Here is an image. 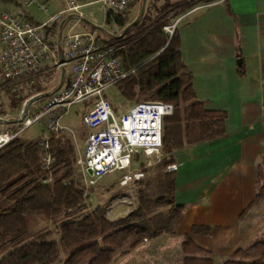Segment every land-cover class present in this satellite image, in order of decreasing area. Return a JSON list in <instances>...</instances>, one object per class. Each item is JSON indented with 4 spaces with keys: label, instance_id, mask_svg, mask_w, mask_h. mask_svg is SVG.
<instances>
[{
    "label": "trees",
    "instance_id": "1",
    "mask_svg": "<svg viewBox=\"0 0 264 264\" xmlns=\"http://www.w3.org/2000/svg\"><path fill=\"white\" fill-rule=\"evenodd\" d=\"M192 4L186 0L168 3L164 7L167 11L163 10L154 21L156 6H145L143 14L131 22L126 10H109L107 23L130 26L119 37H102L94 25L90 28L103 43L123 41L117 55L125 69L134 71L114 88L126 101L160 100L174 105L173 114L164 119V158L160 166L165 169V194L154 197L147 184L144 187L140 181L135 211L113 219L107 216L105 207L89 210L86 188L76 176L73 138L62 133L52 136L46 146L41 142L46 135L28 139L23 132L0 148V264H53L62 253L63 264H112L118 249L127 246L124 254L145 238L158 236L163 220L170 219L175 224L182 221L185 207L176 203V170H168L176 163L174 153L185 144L224 135L228 116L227 111L210 109L206 100L198 98L193 75L182 56L178 26L172 36L164 29L169 18L185 12ZM51 29L47 27L48 32ZM110 99L115 106L116 101ZM19 104L11 99L9 109L15 111ZM6 107L0 109L2 118L8 117ZM0 123L6 127L15 125L14 129L21 127L14 119H2ZM48 156L52 158L49 163ZM263 175L262 183L260 178L257 180L254 200L243 214L264 195ZM164 205L168 207L165 214L155 211ZM207 229L193 226L192 231L202 233ZM182 251L183 264L215 262L211 252L191 238L184 240ZM222 264H264V231Z\"/></svg>",
    "mask_w": 264,
    "mask_h": 264
},
{
    "label": "crops",
    "instance_id": "2",
    "mask_svg": "<svg viewBox=\"0 0 264 264\" xmlns=\"http://www.w3.org/2000/svg\"><path fill=\"white\" fill-rule=\"evenodd\" d=\"M193 3L175 16L182 56L198 98L206 100L210 109L227 111L228 116L224 135L185 144L174 153L176 203L185 207L177 233L208 249L215 264H221L264 231V195L243 214L254 200L258 176L264 172V0ZM10 4L23 8L20 0H0V12H13ZM65 7L58 6L41 21L26 9L13 13L43 23ZM86 24L85 19L78 21L66 12L48 25L53 28L49 38L58 41L69 30L89 29ZM78 25L84 28L75 30ZM1 54L0 40V58ZM70 71L68 66L66 72ZM9 100L6 109L12 117L15 111L9 109ZM193 226L208 229L194 233ZM153 239L166 242L169 235L158 234ZM150 240L146 238V242Z\"/></svg>",
    "mask_w": 264,
    "mask_h": 264
},
{
    "label": "built area",
    "instance_id": "3",
    "mask_svg": "<svg viewBox=\"0 0 264 264\" xmlns=\"http://www.w3.org/2000/svg\"><path fill=\"white\" fill-rule=\"evenodd\" d=\"M112 11L126 10L134 0H98ZM29 6L47 11L45 3L28 0ZM79 0H66V7L50 16L46 22L33 24L9 10L0 12L2 44L0 109L7 99L20 102L15 125L0 129V148L36 123H44L49 133L41 141L48 146L52 136L66 132L61 118L75 104L90 99L82 123L87 130L84 152L78 162L94 181L113 171L122 173L120 186L133 194V185L145 178L146 167L164 154V119L174 112V105L160 100H145L126 110H118L104 92L125 79L134 70L124 68L117 55L119 41L103 43L92 29L69 30L52 42L48 25L58 22L64 13H73L84 20ZM164 25L173 35L177 26ZM92 25V24H91ZM70 66V73L66 68ZM11 113L3 117L13 120ZM0 119V120H2ZM48 156L47 163L51 161ZM163 159V158H162ZM136 162L137 166H136ZM177 166L172 165V170Z\"/></svg>",
    "mask_w": 264,
    "mask_h": 264
},
{
    "label": "rangeland",
    "instance_id": "4",
    "mask_svg": "<svg viewBox=\"0 0 264 264\" xmlns=\"http://www.w3.org/2000/svg\"><path fill=\"white\" fill-rule=\"evenodd\" d=\"M20 1L23 6L22 9L19 6L12 4H10V9L16 13L26 9L29 12H31V14H33L40 21L46 20L48 16L56 10L58 6L62 7L63 4H66L65 0H38L40 3H45L47 8L49 9V12H45L44 10H40L38 6H29L27 4L28 0H20ZM178 1L181 2V0H157V1L155 0V2L153 3L152 0H149L144 5L147 8L156 6L157 9H154V14H153L154 19L152 20L154 21L158 17H161L165 11H167V8L164 9V7L168 3H174ZM186 1L188 3L195 2V0H186ZM80 2L82 4L80 8V12L84 15V18L87 23L86 24L87 27L90 29L92 27L90 24L94 25L102 37H107L108 34H116L118 37L122 36L125 34L126 30L130 27V26L128 27L125 26L121 28L114 21L111 23H107L106 15L110 9L107 8L102 2L98 0H80ZM142 6H143V0H137V2L134 5L132 4L126 9L127 11L126 16L128 17V22H131L136 18L140 17ZM145 6H144V10H145ZM176 20L175 17H171L169 18L168 24H175L177 22ZM83 28L84 27L78 25L75 28V30H81ZM122 42L123 41L119 42L120 45L122 44ZM104 94L108 95L110 98L116 101L114 102L118 110L121 109L126 110L137 102L145 101V100L132 101V102L126 101L122 97V95L118 92V90L114 88V86L107 89L104 92ZM93 100L94 98L85 101L83 103L73 105L68 110V112L61 118L60 124L62 127H65L66 129L65 133H68L73 138V141L76 144V152H77L76 155L77 162L75 165L76 176L84 184L86 188L85 195H87V203L89 205L88 206L89 210H92L99 206L105 207L107 216L109 218L115 219L124 216L130 212H133L137 209L138 207L137 195H138L139 184L135 183L133 185L134 195H131L127 187L120 186V178L122 176L121 172L113 171L98 178L97 181H94V179L89 174H86L84 172V170L81 167V164L78 162L79 158L82 157L84 152V142L87 133V130L82 123V117H83V113L90 107L88 103L93 102ZM118 103L120 107L117 106ZM14 110H15V114H14L15 116L18 113V108ZM14 116H12L11 118L14 119L15 118ZM0 119H2L1 116ZM5 127L6 126L4 125L3 126L0 125V129ZM48 133L49 130L44 123H36L30 128L26 129L24 131L23 136L28 139H34V138H39L43 135H48ZM162 158H164V156ZM162 158L160 160H156L155 162L151 163V165L146 167L145 178L139 180V181H143L144 187L147 184L146 187L148 189V192L151 193L154 197L165 194L164 180H163V173L165 172V169H163L160 166L162 162ZM137 163L138 162L135 163L136 166ZM168 170H172V166H170ZM260 176H258V178H260ZM261 180L262 179L260 178V181L259 180L258 181L262 183ZM167 209L168 207L165 205L157 206L155 211L157 212L160 211L165 214L167 212ZM161 226H162V230L160 234L167 233L169 235V239L166 240V242L164 239L158 240V239H153V237H151L150 242H146V238H145L142 244L122 254V251L127 247L124 246L121 249H118L112 264H183V259L185 254L182 251V243L184 242V240L190 237H186V238L179 237L181 236L178 235L177 233L179 224H175L170 219L166 221L163 220ZM166 247L170 248V250H168L167 253L163 251ZM64 257H65V253H62L59 259L53 262V264H63Z\"/></svg>",
    "mask_w": 264,
    "mask_h": 264
},
{
    "label": "water",
    "instance_id": "5",
    "mask_svg": "<svg viewBox=\"0 0 264 264\" xmlns=\"http://www.w3.org/2000/svg\"><path fill=\"white\" fill-rule=\"evenodd\" d=\"M145 1H146V0H143V6H142V10H141L140 16H141V15L143 14V12H144V6H145L144 4H145ZM88 173H89V174H92V170H91L90 168H88Z\"/></svg>",
    "mask_w": 264,
    "mask_h": 264
}]
</instances>
